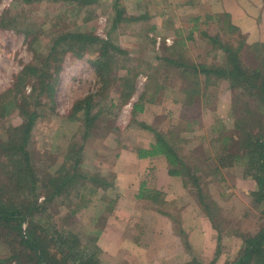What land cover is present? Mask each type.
<instances>
[{"label":"trees","instance_id":"16d2710c","mask_svg":"<svg viewBox=\"0 0 264 264\" xmlns=\"http://www.w3.org/2000/svg\"><path fill=\"white\" fill-rule=\"evenodd\" d=\"M22 1L30 3L39 0ZM46 1L68 4L74 0ZM94 1L76 0V3L86 5ZM114 2L109 32L112 33L123 25L137 24L140 33L135 35L139 40L135 44L141 46L142 52L146 48L153 49L154 39H148L146 34L156 28L146 23L149 17L126 15L120 0ZM262 2L264 5V0ZM89 19L90 16L86 17L85 22ZM211 21L216 23L218 32L212 35L205 29L200 30V34L205 37L211 51L220 50V62L216 64L184 61L181 53L184 43L176 36L171 45H167L161 36V54L157 56V65L152 66L149 61L141 59L138 50L127 51L111 36L104 39L89 29L53 33L44 45L45 51H39V44L36 45L37 49L34 48L37 40L41 42L37 32L27 29L25 34L28 47L33 53L32 60L15 75L11 86L0 94V113L4 116L17 112L21 118L20 124L9 126L5 130L6 139L0 140V153L7 160L2 169L5 183L0 185V241L9 237L20 247L14 249L10 257L0 258V264H9L11 260H15V264H101V251L96 242L102 225L98 229L94 227L92 232L96 235L95 238L88 245H82L76 234L61 230L50 221L47 207L59 199L67 200L74 193L78 200L68 209L69 216L73 217L87 206L97 189H106L112 185V181L107 179L113 176L112 173L111 176L104 177L98 173L89 175L82 169L83 144L89 139L103 137L114 128L115 116L120 107L134 97L138 75L145 73L153 80L154 73L159 71L161 65L168 69H178V75L185 81L184 86L179 85L177 91L186 110H198L200 105L210 106V94L222 82H226V89L231 93L232 127L226 128L223 121L216 118L210 128L211 141L216 142V145H211L212 148L205 147L204 154L209 161H214V168L207 165L205 160H201L199 164L187 160V157L184 160L175 147L180 139L175 135L173 137L172 130L164 133L143 122L140 123L141 127L153 133L154 142L148 149L136 148L137 155L146 157L162 154L167 160L169 174L181 177L188 192L199 203L206 224L217 232L216 246L209 245L214 257L218 256V244L222 236L217 220L221 219V223L226 221L222 219L221 209L214 198L205 194L202 178L218 177L219 183H223L224 172L236 166L241 167L244 184L249 185L246 193L264 211V41L248 43L246 35L233 24L228 12L206 15L205 25ZM0 26L4 27V22ZM197 28V23L194 22L192 29ZM222 32L227 35L225 39L222 38ZM189 38L190 35L187 36ZM67 53L76 58H82L85 54L92 56L90 63L94 67L98 86L93 93L75 100L66 116L71 122L79 124L80 143L77 144V138L72 137L67 143L62 162L52 170L49 166L50 171L40 177L31 163L26 146L31 130L39 118L45 117L48 111H54V91ZM200 74L204 76L203 91L198 80ZM26 86L30 89L28 93ZM163 87L162 84L155 83V95L162 96L160 92ZM110 93L117 97L118 105L111 103L107 106L104 103V106L92 112L94 104L99 105ZM96 97L101 99L94 101ZM176 101L178 102L177 98ZM146 102L154 100L139 95L131 103L133 120L137 112L143 111ZM111 112L113 117L110 118L107 114ZM191 118H187L186 131L192 123ZM116 156H119V152ZM8 184H12L14 189H9ZM147 195L158 206L165 204L163 195L159 192ZM41 197L43 199L39 200ZM114 202L115 200L107 202L105 196L101 197L102 204L97 206V212L103 210L108 216ZM36 219L40 220L36 222ZM23 224L26 225L24 230ZM177 232L185 247L191 249L185 232ZM243 244L235 258L226 259L222 264H264V225L256 234L244 236ZM214 261L215 258L210 264H215ZM185 264L204 263L193 254Z\"/></svg>","mask_w":264,"mask_h":264},{"label":"rangeland","instance_id":"374dc122","mask_svg":"<svg viewBox=\"0 0 264 264\" xmlns=\"http://www.w3.org/2000/svg\"><path fill=\"white\" fill-rule=\"evenodd\" d=\"M120 2L126 15H147L149 17L146 23L154 25L156 29L147 34L146 31L144 32L148 35V39H154L153 49L146 48L142 52L141 46L135 44L139 42L135 35L140 33L137 24L123 25L112 33L109 32L112 25L110 15L114 13V0H95L86 5L76 3V0L68 4L46 0L30 3H25L22 0H0V23L4 22L5 24L4 27L0 26V94L11 86L15 75L32 60L33 53L28 47L27 34H25L27 29H30V32H37V37L41 42L37 40L34 48L37 49L36 45L39 44V51H45L44 45L48 43L53 33L71 31L72 29H89L104 39L111 36L110 38L118 42L122 48L128 49L127 51L138 50L141 59L149 61L152 66L157 65V56L161 54V36L164 37L167 45L172 44L175 36L183 41L184 47L181 46V53L184 61L200 64L220 62V50L211 51L205 37L200 34V30L204 31L205 29L212 35L218 32L215 22L211 21L205 25L206 15L225 12L220 9L217 0H120ZM88 16L90 19L85 22V18ZM193 21L197 23V29H192ZM221 34L223 39L227 37L223 32ZM189 35L191 38L187 39ZM91 58L92 56L88 54L82 58L73 57L69 53L64 56L54 91V111H48L45 117L39 118L31 130L26 147L31 163L36 167L40 177L45 176L47 172L62 162L67 143L72 137L75 136L77 144L80 143L79 124L71 122L66 116L75 100L83 98L97 89L98 81L94 67L90 63ZM158 70L154 73L153 80L149 79L145 73L138 75L134 97L120 107L115 116L112 130L103 137L92 138L84 142L81 151V165L89 175L98 173L105 177V173L111 174L117 159L116 154L120 153L122 147L130 144L137 137H139V141H142L141 143H144L142 138H149L151 134L153 135L151 131L141 128V122L164 133L172 130L173 137L175 135L180 139L175 147L184 160L187 157V160L189 159L195 164L205 160L207 165L214 168V161L212 159L209 161L204 150L205 147L212 148L211 145H216V142L211 141L210 136L212 134L210 128L216 118L221 119L226 128L231 129L232 127L231 93L228 88L226 89V82H222L210 94V106L200 105L198 110H186L177 91L179 85L184 86L185 84V81L178 75V69H168L161 65ZM198 80L203 91L204 76L200 74ZM157 82L164 86L160 92L162 96L155 95V83ZM25 89L27 93L30 90L29 86H26ZM139 95H144L145 99L151 98L154 102H146L143 111L137 112L133 120L129 104L136 101ZM100 99L96 97L94 101ZM104 103L107 106L111 103L118 105L119 100L110 93L109 97L99 105L94 104L92 112L99 109L100 106H104ZM113 111L116 110L113 109ZM107 115L110 118L113 117L112 112ZM187 118H191L192 123L186 131ZM20 122L21 118L17 112L4 116L0 113V140L6 139L5 130L9 126H16ZM6 163L7 160L0 153V185L5 183V174H2V169ZM49 166H51L50 170ZM8 169L7 166L6 170ZM242 172L243 169L238 166L227 170L222 174V179L225 180L223 183H219L218 177L205 176L202 178L205 183V194L214 198L221 209L222 219L226 221L221 223V219L217 220L222 236H220L219 252L216 257L212 255L214 253L209 245L216 244L217 232L214 228L213 231L210 228L205 230V219L195 197L189 192L188 196L186 195L188 204H191L190 207L176 198L173 200L177 203L171 200L173 202L167 206L171 218L175 220L173 223L175 231L183 230L185 232L191 243V252L204 264H210L213 258H215V264H222L226 259L232 260L244 245V236L256 234L264 225V211L246 193L249 185L244 184ZM107 179L114 182L113 176L107 177ZM114 187L110 185L106 189L100 188L97 193L92 195L87 206L81 208L73 217L69 216L68 209L75 204L74 201L78 200L76 194L71 193L67 200L59 199L47 207L46 212L51 217L50 221L59 229L76 234L82 245H88L96 236L92 232L94 227L95 229L100 228L101 225L104 227L108 218L103 210L97 212L99 205L97 196L102 194L101 196H105L107 202L114 201L117 197ZM8 188L14 189L12 184H8ZM183 196L185 197L184 193L177 199ZM42 199L43 197L39 200ZM25 227L26 225L23 224L22 229L24 230ZM201 232L202 235L199 234ZM127 235L132 237V232L127 231ZM131 240L133 242V239ZM16 248L20 247L15 244L12 238L7 237L4 241L1 240L0 258L10 257ZM139 250L140 248L131 251V255ZM132 258L133 256H130L128 251L125 260H122L131 264ZM99 259L101 264L106 263L105 258H101V253ZM166 263L168 262L161 261L154 264ZM9 264H15V260H11Z\"/></svg>","mask_w":264,"mask_h":264},{"label":"crops","instance_id":"0c3cea01","mask_svg":"<svg viewBox=\"0 0 264 264\" xmlns=\"http://www.w3.org/2000/svg\"><path fill=\"white\" fill-rule=\"evenodd\" d=\"M217 1L220 9L230 14L233 24L245 33L248 42L264 41L262 0ZM151 135L149 138H142L144 143L139 141V137L134 138L130 144L124 146L125 148H121L115 160L112 185L115 186L117 197L97 238V245L101 251V258H105V264H128L122 260L128 251L129 255L133 256L131 264H143L144 261L145 264L161 261L168 262L166 264H185L194 254L181 241L179 233L173 227L175 220L167 210V206L174 198L191 206L186 200L187 187L184 186L181 177L169 174L164 155L139 157L135 151L139 147L148 149L154 142ZM107 175L111 176L105 173L106 177ZM150 192L162 194L165 204L162 206L155 204L147 195ZM182 193L185 197L177 199ZM101 195L97 196L99 205L102 204ZM207 228L209 230L210 227L205 222V230ZM127 231L132 232V237L127 235ZM199 234L202 235V232ZM138 248L140 250L131 255V251Z\"/></svg>","mask_w":264,"mask_h":264},{"label":"built area","instance_id":"2783aa9c","mask_svg":"<svg viewBox=\"0 0 264 264\" xmlns=\"http://www.w3.org/2000/svg\"><path fill=\"white\" fill-rule=\"evenodd\" d=\"M131 106V104H129Z\"/></svg>","mask_w":264,"mask_h":264}]
</instances>
